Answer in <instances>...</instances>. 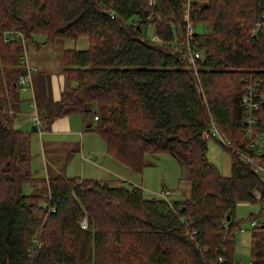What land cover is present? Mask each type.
<instances>
[{
  "label": "trees",
  "instance_id": "obj_1",
  "mask_svg": "<svg viewBox=\"0 0 264 264\" xmlns=\"http://www.w3.org/2000/svg\"><path fill=\"white\" fill-rule=\"evenodd\" d=\"M183 3L0 0V264H238L239 201L260 205L249 214L250 254L251 264H264V181L227 147L229 175L206 156L212 124L246 150L241 95L248 75L264 91V0H192L195 74L181 55ZM80 37L88 46L63 50L61 91L53 100L45 74L27 69V43L38 48ZM27 74L42 130L77 113L107 154L136 172L146 153L170 155L187 169L189 195L181 202L146 197L119 179L67 177L47 166L45 177H33L31 132L14 125L18 78ZM256 114L264 119V102ZM26 181L29 194L22 191Z\"/></svg>",
  "mask_w": 264,
  "mask_h": 264
},
{
  "label": "rangeland",
  "instance_id": "obj_2",
  "mask_svg": "<svg viewBox=\"0 0 264 264\" xmlns=\"http://www.w3.org/2000/svg\"><path fill=\"white\" fill-rule=\"evenodd\" d=\"M205 27V24L202 26L198 25L195 29L199 32L205 29ZM147 30L149 34L152 33L150 26H148ZM90 110L91 112L94 111L93 109ZM98 113L105 114L106 108H99ZM90 115L91 113L88 117H90ZM93 139H96L100 145V148L97 146L94 147L93 150L96 153L88 150L83 152L79 151L80 137L78 136L76 140H74L78 149L75 153L70 151L64 152L65 149L63 146V148L59 149L56 156L48 157V154H46V161H44L42 155L43 147L40 139H37L35 148H33L31 139L30 169L34 175L33 177H45L46 166L50 169L49 171L53 172V167L57 168L67 163L65 166V175L67 177H77L83 172V177L85 178L109 180L110 182L112 180L111 178L115 180L119 179L122 180L121 182L125 185L134 184L139 186L146 197L155 196L158 198L162 196V193L167 192L166 196L168 199L178 202L183 201L189 195L187 169L178 165L170 155L166 153H146L143 157L144 167L139 173L107 154L104 141L97 133L91 134L92 142L90 145L93 144ZM66 154H70L68 158ZM81 155L85 157L93 155L94 159L91 162H87L81 158ZM206 156L216 165L222 175H229L230 162L233 156L230 151L227 150L223 141L215 137H208ZM115 182H111V184H116ZM22 191L25 194L31 193L32 187L28 181L23 183ZM259 209L260 205L257 202L239 201L235 206V218L238 221V226L234 232V258L237 263L251 264L250 238L252 229L255 227L251 224L249 214H256Z\"/></svg>",
  "mask_w": 264,
  "mask_h": 264
},
{
  "label": "crops",
  "instance_id": "obj_3",
  "mask_svg": "<svg viewBox=\"0 0 264 264\" xmlns=\"http://www.w3.org/2000/svg\"><path fill=\"white\" fill-rule=\"evenodd\" d=\"M35 39L40 41L43 39V36L37 35L35 36ZM27 45L28 47L24 55L26 65L35 67L38 71L45 74L49 84L52 99H58L61 91L60 70L62 66L61 58L63 50L69 48L84 49L88 46L87 39L85 37H80L75 41H71L70 39L58 38L52 42H43L38 48L34 47L31 42H28ZM20 96L21 102L19 104V109L15 118L14 125L21 130L31 132L30 147L31 139L33 148L36 147L37 139H40L43 147L42 155L44 157V161H46V154H48V157L56 156L59 152V149L63 148V146L65 149L64 152H73L75 150L73 153H75L78 149L79 151L83 152L85 150L94 151L93 149L96 146L100 148L99 142L96 139H93V144L90 145V143L92 142L91 134H95V132L93 133L92 130L86 131L85 121H83L81 116L77 113L56 118L53 121L51 128L48 130H41V132H38L37 129H32V95L30 93L21 91ZM91 107L95 108V105L92 104ZM89 119L90 117H87V120ZM91 122H93V120H91ZM78 136L80 137V146L77 149V145L75 144L74 140H76V137ZM69 155L70 154H66V157L68 158ZM81 158L86 160L87 162H91L93 161L94 156L90 155L88 157H85L81 155ZM66 164L67 163H65L63 166L57 167L58 169H61L64 174ZM83 176L84 173L81 172V174H79L77 177L84 178ZM111 179L115 180L113 178Z\"/></svg>",
  "mask_w": 264,
  "mask_h": 264
},
{
  "label": "built area",
  "instance_id": "obj_4",
  "mask_svg": "<svg viewBox=\"0 0 264 264\" xmlns=\"http://www.w3.org/2000/svg\"><path fill=\"white\" fill-rule=\"evenodd\" d=\"M150 3H152V1H149V4ZM191 4L192 0H185L182 10V17L185 21L186 28V40L184 42V48L181 51V55L183 59H185L187 66L194 69L193 74H195V61L200 57V54L197 51H192L189 46L188 37L192 34L193 31V26L189 19ZM152 38L156 39V37ZM22 45L24 46L25 43L23 42ZM29 68L34 67L27 65L28 70H30ZM244 81L246 82V86L244 87L243 93L241 95V105L243 107L242 128L247 142L246 150L244 151L234 147L226 137L222 136L218 132L214 124H212L211 135L223 141L225 147H227L231 152L235 153L238 156L239 161L251 165L253 171L262 179V181H264V119H259L258 115L256 114L259 106L264 102V91L259 84V80L257 78H254L252 75H248L247 77H245ZM18 82L20 84L21 91L30 93L32 95L31 106L33 107V111L31 112V120L33 122V125L35 126V129H37L38 132H41L42 121L36 112L29 75H20L18 78ZM254 194L256 197H259V193L257 191H255ZM166 195L167 192L162 193V197L166 198L167 201H169ZM86 223V218H83L80 221L79 225L81 228H86ZM254 223L255 220H252L251 224L253 225ZM193 232L194 231H192V233ZM222 260L223 257L219 255L217 257V261L221 262Z\"/></svg>",
  "mask_w": 264,
  "mask_h": 264
},
{
  "label": "bare ground",
  "instance_id": "obj_5",
  "mask_svg": "<svg viewBox=\"0 0 264 264\" xmlns=\"http://www.w3.org/2000/svg\"><path fill=\"white\" fill-rule=\"evenodd\" d=\"M199 52V51H198ZM197 62V61H196ZM186 64V63H185ZM195 76V75H194ZM201 88V87H200ZM200 91V90H199ZM214 120V119H213ZM210 125V124H209ZM210 127V126H209ZM210 129V128H209ZM211 132V131H210ZM212 137V136H211Z\"/></svg>",
  "mask_w": 264,
  "mask_h": 264
},
{
  "label": "water",
  "instance_id": "obj_6",
  "mask_svg": "<svg viewBox=\"0 0 264 264\" xmlns=\"http://www.w3.org/2000/svg\"><path fill=\"white\" fill-rule=\"evenodd\" d=\"M32 129H35V126L34 125L32 126Z\"/></svg>",
  "mask_w": 264,
  "mask_h": 264
}]
</instances>
